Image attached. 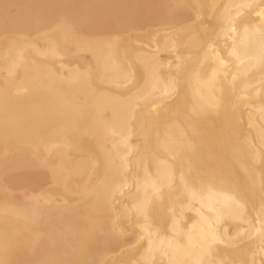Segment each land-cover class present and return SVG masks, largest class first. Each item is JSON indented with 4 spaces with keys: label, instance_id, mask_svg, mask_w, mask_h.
<instances>
[{
    "label": "bare ground",
    "instance_id": "obj_1",
    "mask_svg": "<svg viewBox=\"0 0 264 264\" xmlns=\"http://www.w3.org/2000/svg\"><path fill=\"white\" fill-rule=\"evenodd\" d=\"M0 264H264V0H0Z\"/></svg>",
    "mask_w": 264,
    "mask_h": 264
}]
</instances>
